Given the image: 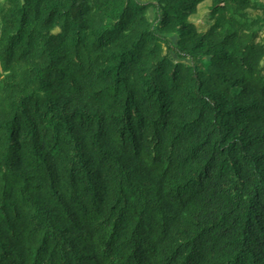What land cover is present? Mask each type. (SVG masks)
<instances>
[{
  "label": "trees",
  "instance_id": "obj_1",
  "mask_svg": "<svg viewBox=\"0 0 264 264\" xmlns=\"http://www.w3.org/2000/svg\"><path fill=\"white\" fill-rule=\"evenodd\" d=\"M0 264H264V0H0Z\"/></svg>",
  "mask_w": 264,
  "mask_h": 264
},
{
  "label": "rangeland",
  "instance_id": "obj_2",
  "mask_svg": "<svg viewBox=\"0 0 264 264\" xmlns=\"http://www.w3.org/2000/svg\"><path fill=\"white\" fill-rule=\"evenodd\" d=\"M209 3L202 4L199 13L195 16L194 20L202 27L205 26L204 15L207 13Z\"/></svg>",
  "mask_w": 264,
  "mask_h": 264
}]
</instances>
